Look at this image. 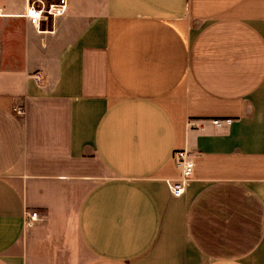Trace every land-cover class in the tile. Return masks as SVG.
<instances>
[{"label":"crops","instance_id":"crops-1","mask_svg":"<svg viewBox=\"0 0 264 264\" xmlns=\"http://www.w3.org/2000/svg\"><path fill=\"white\" fill-rule=\"evenodd\" d=\"M33 1L0 0V264H264V0Z\"/></svg>","mask_w":264,"mask_h":264},{"label":"built area","instance_id":"built-area-1","mask_svg":"<svg viewBox=\"0 0 264 264\" xmlns=\"http://www.w3.org/2000/svg\"><path fill=\"white\" fill-rule=\"evenodd\" d=\"M68 11L67 0H37L33 1L26 12L27 18L30 19L32 24L38 25L42 20L48 18H58L65 16ZM35 81L38 84L43 82V75L38 74L35 77ZM18 114H23L22 109H17ZM212 123L216 126H221L223 124H230L229 119H213L210 121H195L191 120L188 123L189 127H196L206 123ZM175 161L177 167L181 172V177L177 182H173L170 185V190L175 197H181L184 195L189 183L193 179V173L195 165L193 162L192 155L186 150H179L175 152ZM25 221L27 226H34L41 221V214L36 210H28L25 213Z\"/></svg>","mask_w":264,"mask_h":264}]
</instances>
